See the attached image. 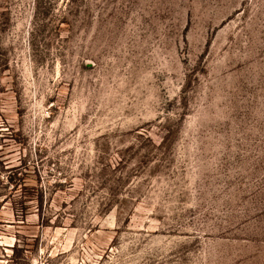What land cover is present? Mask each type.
Wrapping results in <instances>:
<instances>
[{"label":"rangeland","instance_id":"rangeland-1","mask_svg":"<svg viewBox=\"0 0 264 264\" xmlns=\"http://www.w3.org/2000/svg\"><path fill=\"white\" fill-rule=\"evenodd\" d=\"M0 264H264V0H0Z\"/></svg>","mask_w":264,"mask_h":264},{"label":"trees","instance_id":"trees-1","mask_svg":"<svg viewBox=\"0 0 264 264\" xmlns=\"http://www.w3.org/2000/svg\"><path fill=\"white\" fill-rule=\"evenodd\" d=\"M12 181V180H11Z\"/></svg>","mask_w":264,"mask_h":264}]
</instances>
